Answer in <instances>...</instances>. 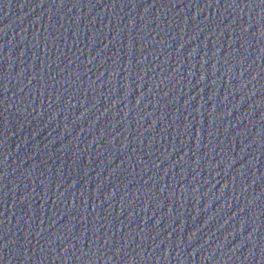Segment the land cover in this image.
Returning <instances> with one entry per match:
<instances>
[{"label": "water", "instance_id": "water-1", "mask_svg": "<svg viewBox=\"0 0 264 264\" xmlns=\"http://www.w3.org/2000/svg\"><path fill=\"white\" fill-rule=\"evenodd\" d=\"M0 264H264V0H0Z\"/></svg>", "mask_w": 264, "mask_h": 264}]
</instances>
